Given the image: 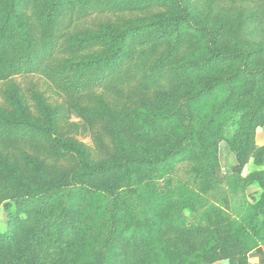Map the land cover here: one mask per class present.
Here are the masks:
<instances>
[{
  "label": "trees",
  "instance_id": "trees-1",
  "mask_svg": "<svg viewBox=\"0 0 264 264\" xmlns=\"http://www.w3.org/2000/svg\"><path fill=\"white\" fill-rule=\"evenodd\" d=\"M158 6L167 11L172 8L170 12L175 13L163 19L148 9ZM114 11H145L148 19H155L140 26L143 31L140 36L132 34L131 42L137 41V46H155L159 40L179 34L184 28L205 39L209 63L241 64L239 72L231 78L186 91L173 111L144 116L133 134H128L132 146L154 149L163 145L167 126L182 134L172 148L154 157L122 156L125 146L121 134H127L124 130L127 126L121 123L120 116L101 93L122 94L132 81L143 83L154 72L161 74L168 58L151 63L144 52L117 48L110 38L100 34L91 33L81 38L66 35L61 30L64 24L73 26L76 13ZM46 12L42 3L32 11L33 18L37 17L36 23L22 22L21 29L9 25L0 28V83L16 76L39 75L69 96L70 111L89 126L104 163L94 168L85 165L81 172L64 167L60 162L74 156L75 142L61 141L42 125L11 120L0 113V206L9 201L22 209L33 200L44 202L50 206L49 221L55 225L53 242L71 245L80 236L78 211L74 206L81 197L87 211L99 217L100 222L94 239L89 238L80 245L76 264H215L221 261L249 264V253L264 243L254 245L246 229L232 221L224 224L220 220L213 225L200 224L183 230L180 227L182 212L186 208H202L199 197L190 195L180 199L176 193L167 196L165 185L158 183L171 162L184 159L192 153V148L197 150L200 170L205 163L217 168L206 153V131L197 137L195 125L199 103L222 90L226 91L228 99L218 116L220 129L231 131L237 127L228 135L233 141L239 139L234 150L240 172L244 170L252 152L250 147L255 144V130L264 124V120L261 121L264 68L250 69L256 55H262L264 49L257 52L222 49L218 46L217 31L202 25L182 0H138L137 4L127 3V0H85L78 8L76 2L64 5L62 12ZM240 74L245 80L240 81L242 88L237 89L232 79H238ZM6 97L8 99L7 93ZM4 143L43 145L49 158L57 163L48 166L44 161L26 158V171L18 173L15 170L18 168H13L15 161L2 149ZM261 148L262 152L264 148ZM257 164L264 166V154ZM251 176L264 183V174ZM214 179L215 175L211 176V182ZM149 182L157 184L156 198L166 202L167 216L163 221L146 206L144 198ZM255 209L264 217V197ZM34 223L29 224L27 234L33 233ZM262 228L264 230V221ZM10 241L9 234L0 231V255Z\"/></svg>",
  "mask_w": 264,
  "mask_h": 264
},
{
  "label": "rangeland",
  "instance_id": "rangeland-1",
  "mask_svg": "<svg viewBox=\"0 0 264 264\" xmlns=\"http://www.w3.org/2000/svg\"><path fill=\"white\" fill-rule=\"evenodd\" d=\"M84 1L0 0V28L9 25L21 29L22 22L36 23L37 17L33 18L32 11L40 8L42 3L50 14L62 12L64 5L76 2L78 8ZM182 1L202 25L217 31L218 46L222 49L235 48L250 52L264 49L263 1ZM129 2L137 4L138 0H127V3ZM148 9L163 19H168L175 13L170 12L174 10L172 8L167 11L165 7L160 6ZM153 20L155 19H148L145 11H114L104 14L85 12L81 15L75 14L72 27L67 24L61 26L66 35L83 38L96 33L101 37L110 38L117 48L120 46L123 50L144 52L151 63L168 58L161 74L154 72L152 77L143 83L132 81L124 87L122 94L112 91L101 93L120 116L121 123L127 126L124 129L127 134H121L125 146L122 156L132 154L135 157H154L172 148L182 137L172 126L164 129V144L154 149L151 146H132L128 134H133L144 116L173 111L186 91L231 78L241 68L239 63H209L210 54L205 39L184 28L179 34L159 40L155 46L141 47L137 46V41L131 42L132 34L140 36L143 32L140 26L150 24L148 21ZM251 68H264V51L262 55H256ZM244 80L245 77L240 74L238 79H232L233 86L241 89L240 81ZM226 88L227 86L224 87ZM5 93L8 99L5 98ZM129 98L134 101L130 103ZM70 99L39 75L16 76L0 83V113L11 120L42 125L61 141L75 142L74 156L60 163L64 167L75 168L76 172H81L85 165H90L91 168L103 165L104 159L97 152L89 126L70 111ZM227 99L225 90L206 96L199 103L196 115L195 134L200 137L201 133L206 131V153L210 160L215 161L217 168L214 169V164L213 167H208L205 163L200 170L197 166V150L192 148V153L184 159L171 162L168 170L162 173L158 184L165 185V191L169 192L167 196L176 193L180 199L190 195L199 197L202 208H186L182 212L180 227L183 230H188L194 225H213L220 220H223L224 224L232 221L235 225L244 227L249 240L258 245L264 243V217L256 212L255 206L264 197V183L260 179H253L251 174H264V166L257 164V160L264 154V150L261 152V147L264 148V124L256 128L255 144L251 145L250 157L244 170L240 172L237 153L234 150L235 144H239V139L233 141V137L228 135V132L236 131L237 127L226 131L220 129L218 121L221 108L227 104ZM2 149L15 161L13 168H18L15 169L18 173L26 171V158L44 161L48 166L57 163L49 158L43 145L4 143ZM214 175L215 179L211 182V176ZM156 185L147 183L144 200L150 213L163 221L167 216V207L165 201L156 198ZM74 208L78 211L80 236L74 244L56 245L53 242L55 225L49 221L50 206L36 200L28 202L22 209H17L15 204L9 201L0 206V231L11 237L9 246L0 255V264H76L80 245L89 238L94 239L100 221L98 216L95 218L87 211L81 197L77 199ZM32 222H35L33 233L27 234ZM224 263L229 262L221 261L215 264Z\"/></svg>",
  "mask_w": 264,
  "mask_h": 264
},
{
  "label": "crops",
  "instance_id": "crops-1",
  "mask_svg": "<svg viewBox=\"0 0 264 264\" xmlns=\"http://www.w3.org/2000/svg\"><path fill=\"white\" fill-rule=\"evenodd\" d=\"M249 264H264V245L259 246L249 253ZM229 264V263H224Z\"/></svg>",
  "mask_w": 264,
  "mask_h": 264
}]
</instances>
